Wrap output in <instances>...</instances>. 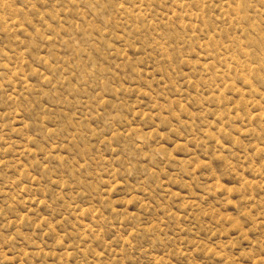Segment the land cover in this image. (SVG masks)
I'll return each instance as SVG.
<instances>
[{
  "label": "rangeland",
  "instance_id": "obj_1",
  "mask_svg": "<svg viewBox=\"0 0 264 264\" xmlns=\"http://www.w3.org/2000/svg\"><path fill=\"white\" fill-rule=\"evenodd\" d=\"M0 264H264V0H0Z\"/></svg>",
  "mask_w": 264,
  "mask_h": 264
}]
</instances>
